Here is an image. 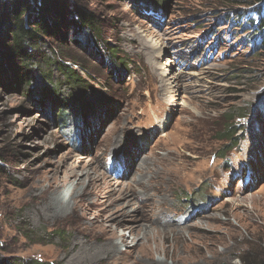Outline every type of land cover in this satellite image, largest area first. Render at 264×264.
I'll list each match as a JSON object with an SVG mask.
<instances>
[{"label":"rangeland","instance_id":"1","mask_svg":"<svg viewBox=\"0 0 264 264\" xmlns=\"http://www.w3.org/2000/svg\"><path fill=\"white\" fill-rule=\"evenodd\" d=\"M70 1L102 21V41L129 72L108 80L106 59L74 46L97 69L83 97L57 74L66 122L49 96L40 108L23 85L0 86V255L47 264H242L245 252L264 251V54H252L261 43L245 27L255 10H242L236 23L238 9L212 0ZM235 110L245 116L236 119L242 140L226 162L219 154L231 144L219 133ZM86 112L95 116L87 121ZM128 148L125 157L142 153L132 169L115 156ZM69 164L94 172L78 189L82 207L55 216L44 188ZM99 175L125 198L115 201Z\"/></svg>","mask_w":264,"mask_h":264},{"label":"trees","instance_id":"2","mask_svg":"<svg viewBox=\"0 0 264 264\" xmlns=\"http://www.w3.org/2000/svg\"><path fill=\"white\" fill-rule=\"evenodd\" d=\"M115 1V0H113ZM153 4L156 0H150ZM205 2L206 0H200ZM159 3L166 2L159 0ZM212 5L217 8H225L228 11L236 10L237 17L231 20L239 22L244 11L255 10L247 25L251 29L249 38L261 43L252 53L255 56H263L264 53V0H212ZM247 13V12H246ZM102 21L88 10L71 2L70 0H0V86H7L14 90L24 86L25 96H29L40 108L46 106L48 96L56 101L54 111L59 113L61 121L67 120L69 101L61 95L62 80L71 86L81 97L85 92L93 89L89 81L94 80L97 66H90L84 59L85 56L74 46H91L102 60L106 59L108 77L128 73V61L120 57L116 48L110 47L109 43L102 41ZM249 31H245L247 34ZM55 46H53V45ZM256 47V45H255ZM50 50L47 52V50ZM260 54V55H259ZM82 71V74L78 69ZM88 78V80H87ZM39 81L46 85L41 87ZM40 90V91H39ZM42 92V97L37 99L35 95ZM90 111V110H88ZM247 113V112H246ZM95 116L86 112L83 118L87 121ZM245 117L240 112L232 111L225 117L224 131L220 132L221 139L230 142V146L221 152L220 158L228 162L229 149L237 147L242 138L237 135L240 129L236 124L237 118ZM218 134V135H219ZM0 162L3 163L2 156ZM228 166V165H227ZM6 174L5 168L0 164V175ZM25 223H21L19 232L26 240L33 238V233ZM58 236L64 235L62 232ZM5 248L0 245V252ZM242 264H264V251L252 249L244 255L237 257ZM0 264H47L40 259L24 260L15 258L10 261L6 256L0 255ZM49 264V263H48Z\"/></svg>","mask_w":264,"mask_h":264},{"label":"bare ground","instance_id":"3","mask_svg":"<svg viewBox=\"0 0 264 264\" xmlns=\"http://www.w3.org/2000/svg\"><path fill=\"white\" fill-rule=\"evenodd\" d=\"M165 50L166 49L163 48L162 50H159V51L163 55ZM166 53H167V51H166ZM159 55H160V53H159ZM159 55L157 57H159ZM169 62L170 61H168V63ZM180 76H181V80H182V78H183L182 74H180ZM192 77L194 79L196 78L194 75ZM172 79H173V77H172ZM128 150H129V148L122 150L121 152H118V153L115 152V156H116L118 161L122 158H125L126 162L130 166V169H132L130 164L133 163L134 161H137V159L139 162L142 159V153L135 152L130 157H125L123 154H125V152H127ZM145 160L146 159H143V162ZM77 167H78L77 165L69 164L68 168L64 171L65 175H64L63 179H58V178L54 177V179H51L52 181L48 184V186L46 188H44V191H45L44 195L46 196V200L48 199V202L46 205L47 210H48V212L50 211L52 215L53 214L55 216L62 215V214H65V212H69L68 210H70L72 212V210H79V208L82 207V202H81L82 200L80 198L84 194L80 193L78 189H80V187H82L83 190L87 189V187H88L87 181L91 177V174H93L94 171H92L91 169L85 168L84 169L85 171H81V173H80V171L77 170ZM82 175H85V177L81 178ZM96 178H101V180L105 181L107 186L110 189V192L113 193L115 196L117 195V197L115 198V201H121L125 198V195H126L125 192H127L126 190H122V189L120 191L117 190V188H115L114 185L110 181L106 180V178L103 175H99V177H96ZM72 179H73V182H72L71 188L69 190L65 191V193H59L60 189L63 188L65 186V184L67 182H70ZM71 201H72L73 205H71ZM69 206H70V208H69ZM122 206H119V207L122 208ZM162 220L163 219H160V221L159 220H157V221L163 223ZM135 222H138V221L135 220ZM166 224H167V228H168L170 226V223L167 222ZM127 229L129 230L130 233L139 234V236L143 232L142 228L135 230L133 228V226L128 227ZM145 235H146V233L145 234L143 233V236H145ZM111 240H113V239H111ZM123 241L124 240L122 238V242ZM108 242H109V240H108ZM111 251H113V253L115 251L117 252L118 246L116 244H114L111 248Z\"/></svg>","mask_w":264,"mask_h":264}]
</instances>
